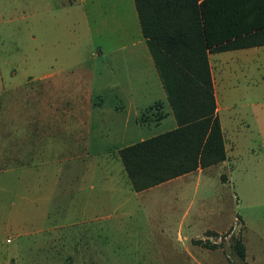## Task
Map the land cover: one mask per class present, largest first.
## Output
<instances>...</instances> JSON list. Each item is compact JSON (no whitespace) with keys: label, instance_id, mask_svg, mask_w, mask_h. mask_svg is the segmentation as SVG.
Segmentation results:
<instances>
[{"label":"rangeland","instance_id":"rangeland-1","mask_svg":"<svg viewBox=\"0 0 264 264\" xmlns=\"http://www.w3.org/2000/svg\"><path fill=\"white\" fill-rule=\"evenodd\" d=\"M140 35L133 0H0V264H241L232 236L247 263L264 264V47L210 54L228 158L178 202L164 191L134 195L117 169L104 179L101 164L75 209L60 187L47 202L28 193L32 142L59 137L44 130L57 121L32 92L67 69L106 74L105 53ZM161 105L144 117L142 136L168 130ZM89 200L93 210H82Z\"/></svg>","mask_w":264,"mask_h":264},{"label":"trees","instance_id":"trees-1","mask_svg":"<svg viewBox=\"0 0 264 264\" xmlns=\"http://www.w3.org/2000/svg\"><path fill=\"white\" fill-rule=\"evenodd\" d=\"M133 3L176 122L175 128L118 151L132 189L139 192L226 160L209 55L264 46V0ZM160 104L146 109L138 121L160 112H155ZM231 240L241 264H249L243 239Z\"/></svg>","mask_w":264,"mask_h":264},{"label":"crops","instance_id":"crops-1","mask_svg":"<svg viewBox=\"0 0 264 264\" xmlns=\"http://www.w3.org/2000/svg\"><path fill=\"white\" fill-rule=\"evenodd\" d=\"M140 34L138 41L130 46L115 45L105 53V59L101 58V60L108 68L106 74L104 71L96 74L92 65L79 69L84 73L67 69L64 74L48 75L43 84L37 86L32 92V94L40 95L44 111L52 114L51 119L57 121L44 124V130L50 133L59 131V139L57 138L54 142L49 139H38L31 144L28 158L33 164H30L32 169H28L27 174L28 193H32L33 196L40 195L38 199L33 200L40 199L47 202L49 193L46 191L51 192L60 187L61 192L70 196L69 199L72 200L69 203L73 204L75 209V203L82 200L79 194L88 187L86 181L88 183L93 181L94 173L95 171L97 173L101 164L106 170L104 179H109L111 171L117 169L124 184L128 187V192L134 195L164 191L169 192L170 196L173 195L172 202L173 199L178 202L179 193L186 194V191L202 182L203 178L208 179L204 174L205 170L216 166L220 169L224 168L228 158L227 148V158L219 164L175 177L139 192L132 189L128 177L127 179L125 177L127 174L118 151L125 146L151 137L140 134L141 130L149 128L146 125L150 123L149 121L140 123L138 121L140 114L150 106L161 103L166 117L158 124L166 122L168 130L176 127L160 77L141 30ZM262 47L264 46L251 48ZM101 55L102 48H98L95 57L100 59ZM97 59L95 61H100ZM104 98H107L106 105ZM215 99L218 114L219 103L216 93ZM2 154H4L3 151ZM9 157L12 155H7V159ZM12 158L17 160L16 156ZM118 160L121 165H113V162ZM34 161L43 163L45 168L37 171ZM53 165L57 168H51ZM190 176H195L197 182L187 183L188 185L181 189H173L171 184L168 185L180 177ZM94 207L93 201L89 200L82 210H93ZM186 219L183 217L180 224H184ZM162 240L167 241L165 237Z\"/></svg>","mask_w":264,"mask_h":264}]
</instances>
